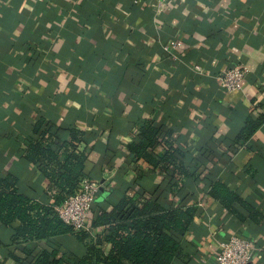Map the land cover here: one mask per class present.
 Wrapping results in <instances>:
<instances>
[{
    "label": "crops",
    "instance_id": "1",
    "mask_svg": "<svg viewBox=\"0 0 264 264\" xmlns=\"http://www.w3.org/2000/svg\"><path fill=\"white\" fill-rule=\"evenodd\" d=\"M158 1L0 0V175L14 174L22 192L43 201L47 179L26 152L44 131L43 139L84 150L91 179L111 171L105 190L151 189L159 169L128 151L151 123L195 171L183 188L197 209L184 236L187 257L175 264H217V245L232 233L252 243L247 264H264V0ZM236 64L246 68L240 90H221L218 73ZM214 180L245 203L237 215L208 195ZM91 217L90 209L87 227ZM17 225L0 226V264H30L47 247L13 242ZM50 243L82 249L62 236Z\"/></svg>",
    "mask_w": 264,
    "mask_h": 264
},
{
    "label": "trees",
    "instance_id": "2",
    "mask_svg": "<svg viewBox=\"0 0 264 264\" xmlns=\"http://www.w3.org/2000/svg\"><path fill=\"white\" fill-rule=\"evenodd\" d=\"M37 127L35 132L39 133ZM255 127L256 124L247 125L243 134L249 135ZM43 132L37 135L39 138L29 140L26 158L37 163L47 179L44 200L22 192L14 174L0 175V226L10 227L17 221L11 233L13 242L44 241L50 247L41 248L30 258V264H175L187 257L184 236L197 209L187 204L189 194L183 188L184 181L195 171L183 166L184 150L166 133L144 123L138 139L128 144L132 161H144L158 168L160 181L151 189L140 184L122 186L119 192L102 188L93 202L95 207H91L88 228L76 231L59 218L56 207L80 190L83 178L91 179L83 172L84 150L71 141L43 139ZM71 134L77 139V132ZM158 147L162 148L160 152L155 151ZM207 193L235 215L238 206L245 205L220 180L208 184ZM112 195V202H106ZM246 210L249 217L255 215L252 208ZM61 236L82 244L80 252L50 246V240ZM106 245L109 249L105 252Z\"/></svg>",
    "mask_w": 264,
    "mask_h": 264
},
{
    "label": "built area",
    "instance_id": "3",
    "mask_svg": "<svg viewBox=\"0 0 264 264\" xmlns=\"http://www.w3.org/2000/svg\"><path fill=\"white\" fill-rule=\"evenodd\" d=\"M165 0H159L157 5L164 6ZM175 50H180L182 44L174 42L171 44ZM193 69L201 71L199 65H194ZM246 75V68L242 64L233 65L218 73L219 86L221 90L232 92L240 90L243 79ZM111 176V171L103 172L101 179L83 178L80 190L67 197L65 201L56 207L59 218L71 226L74 230L87 229L86 220L93 202L104 188L105 181ZM252 257V243L249 239L232 233L227 238L221 240L216 249L215 261L217 264H247Z\"/></svg>",
    "mask_w": 264,
    "mask_h": 264
}]
</instances>
